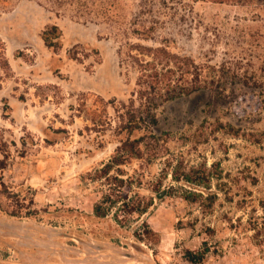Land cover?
Returning a JSON list of instances; mask_svg holds the SVG:
<instances>
[{
  "label": "rangeland",
  "instance_id": "obj_1",
  "mask_svg": "<svg viewBox=\"0 0 264 264\" xmlns=\"http://www.w3.org/2000/svg\"><path fill=\"white\" fill-rule=\"evenodd\" d=\"M0 1V158L8 154L0 177L38 210L12 216L0 196V264H264L253 230L264 218V0H101L118 14L109 23L38 0ZM132 22L154 31L148 39L129 31V41L165 45L187 59L193 80L223 64L235 72L218 102L204 90L157 110L160 156L127 158L110 173L130 177V195L149 203L119 224L116 209L100 218L94 205L109 189L98 171L125 138L115 107L137 77L120 54ZM52 25L57 51L41 35ZM169 161L215 164L222 178L212 180L211 209L181 197L188 187L165 174ZM156 184L173 194L157 198ZM187 251L204 259L192 263Z\"/></svg>",
  "mask_w": 264,
  "mask_h": 264
},
{
  "label": "trees",
  "instance_id": "obj_2",
  "mask_svg": "<svg viewBox=\"0 0 264 264\" xmlns=\"http://www.w3.org/2000/svg\"><path fill=\"white\" fill-rule=\"evenodd\" d=\"M49 4L52 9L56 11L72 10L75 17L78 19L98 20L103 23H109L118 16L112 10L113 3L105 4L101 0H38ZM6 2V1H3ZM1 6L0 1V9ZM123 33V44L120 48V54L124 58L122 62L126 66V70L134 71L137 77L131 96L127 102H120L118 107H115L117 127L116 129L121 133H125V138L122 139L120 145L116 148L115 155L106 163L99 171L98 178L104 179L108 186V192L103 194L101 200L94 205V214L97 217L104 218L116 209L114 219L121 224L127 221L128 216L137 214H144L149 206V203L142 199L132 197L130 191L132 190L133 180L130 177L119 178L111 175L114 167L125 164L127 158L142 159L145 154L150 160L160 156L162 149L160 142L163 140L162 135L158 134L156 129L159 124L157 110L163 105L189 97L200 91L209 90L215 102L219 101V95L226 91L227 85L224 81L226 73L230 74L231 68L223 64L218 69H215L216 74L206 80L196 81L192 79L189 62L185 58H179L177 55L168 50L165 45L159 47L144 46L139 42H131L128 40L129 31L138 34L142 39L151 37L154 26H143L142 28L133 27L132 24L125 23ZM136 24V23H135ZM128 25V26H127ZM132 25V28H131ZM42 38L47 47L53 51L61 48L60 37L61 31L57 25H52L42 32ZM146 56H152L150 60ZM177 66L181 72L176 77ZM179 63V65H178ZM235 71L231 73L234 74ZM243 86H249L247 81L242 82ZM112 102H115L114 100ZM139 134V135H135ZM143 146V147H142ZM144 149L147 152H144ZM8 161V154H4L0 158V171L6 168ZM166 168L163 169L165 174L170 175L172 181L187 186L181 193V197L192 204H198L204 211L211 209L215 204L217 196L211 193L212 180L220 179L221 172L215 173L212 163L211 167L207 166L206 162H201L196 165L187 167L182 161H178L174 165L169 161ZM117 172H122L117 169ZM123 173H120L122 175ZM173 186L169 189H161L159 185L153 186L157 198L163 199L166 196H171L173 193ZM0 196L9 201V214L18 216L25 213L26 216L36 215L37 209H30L31 206H25V203H19V199H14L13 194L7 190L5 183L0 177ZM30 204L33 203L30 199ZM118 211H122L125 217L120 218ZM255 230V237L262 238L264 242V218L257 225L253 227ZM150 231L146 229L145 234ZM205 252L187 251V259L192 263H200L204 259Z\"/></svg>",
  "mask_w": 264,
  "mask_h": 264
}]
</instances>
